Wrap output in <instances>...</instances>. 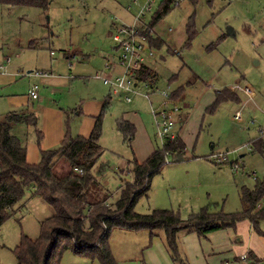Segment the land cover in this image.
<instances>
[{"label":"rangeland","instance_id":"rangeland-1","mask_svg":"<svg viewBox=\"0 0 264 264\" xmlns=\"http://www.w3.org/2000/svg\"><path fill=\"white\" fill-rule=\"evenodd\" d=\"M145 3L146 0H50L46 13L26 6L0 5V66L9 59L6 72L13 76L12 84L0 93V120L9 111L36 113L32 103L9 110L7 102L9 98L27 97L33 81L29 76L34 73L83 76L76 89L63 86L49 95L59 107L81 104L83 100L105 101L111 96L100 140L104 154L95 168L96 171L102 163L110 167L99 183L111 195V208L119 201L122 187L133 183V175L125 169L127 162L134 158L143 160L148 141L155 150L162 147L150 101L158 107L164 98L152 93V88L140 86L139 93L132 95V102L128 103L124 95H114L103 81L120 70V51L112 38L113 27H143L135 18ZM160 8L157 1L152 13L141 21L149 27ZM153 32L165 42L164 47L156 49V59L149 62L156 74L153 91L184 89V100L177 105L188 118H183L174 133L180 134L187 149L181 162L175 163L169 157L135 211L148 215L153 210H173L180 212L183 220L209 206L211 212H240V189H253L256 179L264 181V153L252 144L259 138V129L264 128V0H184L179 7L172 8ZM54 62L66 64L58 63L54 72ZM109 62L116 65L117 71L106 69ZM236 86L252 88L256 99L247 102L245 95L233 91L240 101L222 103L212 111L217 94L225 89L232 91ZM38 87V93L44 90L42 85ZM147 93L150 101L145 97ZM238 112L240 120L235 119ZM124 115L137 128L132 144L124 142L117 126ZM73 135L79 134L74 131ZM198 156L201 159L194 158ZM222 157L227 162L218 164ZM56 170L62 175L69 166L60 163ZM33 194V189H29L25 200L15 207L13 217L0 228L1 264H18L14 252L22 239H39L42 222L54 215L53 208ZM261 230L264 231V222ZM194 240L203 245V255L208 242L196 234L182 232L180 259L174 262L163 230L157 231L152 242L147 231L114 229L110 233L111 249L118 264H152L146 255L151 249L157 251L164 264H190L188 249ZM260 240L264 246V237ZM208 255H212L210 251ZM218 259L221 264L220 255ZM224 261L235 264L234 258ZM61 264L101 263L67 251Z\"/></svg>","mask_w":264,"mask_h":264},{"label":"trees","instance_id":"trees-1","mask_svg":"<svg viewBox=\"0 0 264 264\" xmlns=\"http://www.w3.org/2000/svg\"><path fill=\"white\" fill-rule=\"evenodd\" d=\"M0 5L26 6L46 13L50 0H0ZM172 8L167 3L154 16L148 30H154ZM147 37L151 47L161 49L165 46V42L157 35L148 33ZM141 79L154 80L156 74L147 67ZM184 93V89L179 88L171 92L170 98L175 102L183 100ZM110 99L96 118L90 137H72L68 131L57 148L40 150L37 164H30L27 160L28 138L24 131L37 129L38 117L32 112H11L0 121V228L13 217L15 207L25 200L29 189H33V195L54 210V215L41 224V237L37 240L25 237L16 248L14 254L18 264H61L63 254L67 251L81 258L98 260L101 264H118L110 246V233L114 229L133 233L147 231L151 242L157 237V231L163 230L167 250L174 262L180 259L179 240L182 232L206 239L212 233L235 230L240 222L249 221L255 232L264 237V231L261 230L264 206L258 209L264 203V181L258 179L253 189H240V212H211L209 206L183 220L180 212L173 210H153L148 215L135 211L139 200L148 196L154 177L162 172L169 157L175 163L184 160L187 146L178 136L172 142L166 141L143 163L135 158L128 161L127 170L134 177L133 183L122 187L119 201L111 208L108 205L111 195L99 183L110 167L102 163L95 171L104 154L100 140ZM236 101H240L239 96L225 89L217 94L212 111L222 103ZM117 126L124 142L131 144L136 136V127L123 117L117 121ZM38 135L40 144L43 135L40 131ZM252 144L256 150L264 153L263 139L258 138ZM60 163L69 166V170L62 175L56 170ZM249 260L250 264L260 261L251 254Z\"/></svg>","mask_w":264,"mask_h":264},{"label":"crops","instance_id":"crops-1","mask_svg":"<svg viewBox=\"0 0 264 264\" xmlns=\"http://www.w3.org/2000/svg\"><path fill=\"white\" fill-rule=\"evenodd\" d=\"M149 62H148V67L151 68ZM58 63L59 62H54V64L51 66V69L54 72H55V67H57ZM9 64H10V60L7 59L6 64H4V66H0V73H1L0 93L3 91V89H5L7 86L12 84L13 76L11 74H7L6 72V69L8 68ZM59 64H61V66H65L66 63L60 62ZM114 70L117 71V67H115ZM120 72L121 70H119L118 73ZM56 74L57 75L49 76L46 73H42V74L34 73L30 75L29 77L32 78L33 81L29 86L27 97H23L21 98V100L9 98L7 101L9 110L21 108L27 103H32V105H34L37 109L36 113L34 114L38 117L39 120L38 128L37 129L31 128L24 131L28 138L27 160L30 164H37L39 162L40 150L46 151L57 148L61 144V142L65 139L68 131H70L72 137H76L73 135L74 131L77 134H79L78 136H83L85 138L90 137L95 127L96 118L102 112L104 104L107 102L109 98H111L110 96L105 101L83 100L81 104L77 103L74 106L59 107L58 105L52 103L51 97H49V95L52 93L54 94L59 92L60 91L59 89L62 88L63 86L67 87V89L70 90L76 89L80 83V79H82L81 77L83 76L72 75V74L67 75L66 73H62V74L56 73ZM38 84L42 85L44 90L39 92L40 94L38 93L39 98L37 100H33L30 97V91L34 85L38 86ZM38 90H40V88ZM228 90L231 91V89ZM221 93L222 92H219L218 94ZM184 97H185V93H184ZM111 99H110V103H111ZM255 99H256V95H255ZM180 101L181 100L176 102L178 103ZM9 113H11V111H9L3 117L5 118ZM122 117L130 121L135 126V124L131 120H129L125 115ZM183 118L186 119L188 117L184 116L181 112V118L175 128H177L178 125L181 124V122H183ZM39 131L43 135L40 144L38 143ZM136 133H137V128H136ZM177 136L181 138L180 134H177ZM154 152H155L154 147L148 141L147 150L144 152L143 155L146 157L143 160H138L137 158L136 159L138 162L143 163ZM194 158L201 159L199 158V156ZM127 167L128 164L125 168L126 171H127ZM219 232L212 233L208 236L210 238L207 237L205 239L208 242V248L206 249V251L203 252V255L200 254V248H202L203 245L198 240H194V243L188 249L191 259L190 264H218V260H219L218 255L222 257L221 264H224V262H226L224 261L225 259L230 258V260H232L233 258L236 259L239 258L240 256L250 255V254L253 255L257 260L264 259V249H263L264 246L260 245L261 242L260 237L262 236H260L257 232H255L249 221L240 222L235 230L229 229L224 232L223 231H219ZM190 238H195V237H190ZM209 251L215 257H212V255L209 256L208 255ZM156 254L158 253L155 249H151L148 252H146L147 257L152 264H160V263L164 264V261L158 258ZM146 255L145 254L143 255L144 260L146 258L145 257ZM137 260H141V259L138 258Z\"/></svg>","mask_w":264,"mask_h":264},{"label":"built area","instance_id":"built-area-1","mask_svg":"<svg viewBox=\"0 0 264 264\" xmlns=\"http://www.w3.org/2000/svg\"><path fill=\"white\" fill-rule=\"evenodd\" d=\"M157 1L160 3V10L162 11L164 6L169 3L171 6L179 7L184 0H146L145 5L142 7L141 12L138 17L135 18L136 23H140L143 27L137 26H125V25H115L113 27L114 33H112L113 41L116 48L120 51L118 58V67L121 72L115 75L113 78H103L104 84L109 86L114 95H124L125 100L128 103L132 102V95L139 93L140 86L145 88H152V93L160 94L164 100L154 107L153 103L150 101V94H146L145 97L148 98L152 107V115L154 118V123L157 128V137L162 142V146L166 141H174L177 138V134L174 133L176 125L179 123L181 118V108L177 105V102L170 98L172 91H163L155 89V79L144 81L141 79L143 72L148 67V62L156 59L157 53L156 49L151 47L148 41V33L154 35L153 30H148L141 19L145 18L147 14L152 13L154 5ZM158 12V13H159ZM172 31V30H170ZM116 67L113 63L107 64L108 70H114ZM97 78L102 79L101 76ZM39 87L34 85L30 91V97L33 100H37ZM237 95H245L248 98L247 102H251L255 98L254 92L249 88H242L236 86L232 88ZM235 119H241V112L236 114ZM259 138L264 140V128L259 129ZM227 161L225 157L217 160L218 164H222ZM264 203L258 206V209L262 208ZM235 264H250L249 255L240 256L235 259ZM255 264H264V259L256 262Z\"/></svg>","mask_w":264,"mask_h":264}]
</instances>
